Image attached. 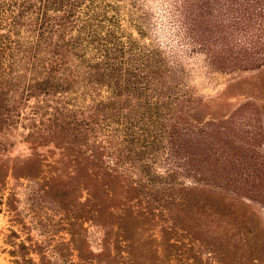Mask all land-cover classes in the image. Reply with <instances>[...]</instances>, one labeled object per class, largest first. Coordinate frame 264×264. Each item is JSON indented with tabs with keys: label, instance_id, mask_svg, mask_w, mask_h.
<instances>
[{
	"label": "trees",
	"instance_id": "16d2710c",
	"mask_svg": "<svg viewBox=\"0 0 264 264\" xmlns=\"http://www.w3.org/2000/svg\"><path fill=\"white\" fill-rule=\"evenodd\" d=\"M176 14L209 68L264 60V0H177ZM149 27L140 0H0V137L26 120L29 174L45 164L35 149L47 139L93 179L100 219L124 244L84 247V264H136L131 231L156 216L169 257L264 264V215L246 201L264 209V155L239 142L241 128L201 120L187 73L164 60ZM40 95L55 101L49 114L36 103L25 115Z\"/></svg>",
	"mask_w": 264,
	"mask_h": 264
},
{
	"label": "rangeland",
	"instance_id": "374dc122",
	"mask_svg": "<svg viewBox=\"0 0 264 264\" xmlns=\"http://www.w3.org/2000/svg\"><path fill=\"white\" fill-rule=\"evenodd\" d=\"M191 54L203 56L193 50V46ZM187 79L194 97L193 105H197L195 110L203 122L220 125L222 129L228 125L241 128L248 136L239 142L249 140L250 145L264 155V60L233 70L211 69L203 60V71L198 78L196 74L187 73ZM60 96L56 94L51 98ZM42 97L45 96L30 97L20 110L25 115L30 114L32 105L38 103L49 114L47 101L52 104L55 101L49 98L41 102ZM70 97L68 94L66 98ZM24 122V126L19 124L0 137L3 142L0 146V264H84V247L89 245L99 250L105 238L109 240L105 241L109 250L118 242L124 244L118 235V226L110 219L104 223L100 219L97 202L85 187L93 179L79 174L77 166L68 159L59 160L58 149L47 139L45 145L35 149L46 157L41 171L27 172L33 160L25 162L24 158L31 157L33 149L29 148L30 143L22 141L23 134L28 131V123ZM13 164L14 168H9ZM155 168L161 170L162 166ZM129 179L134 180L136 176L131 175ZM183 181L191 185L187 177ZM246 201L257 213L264 215L262 207ZM127 202L135 205L137 199ZM110 203L109 199L104 200L105 205ZM201 218L208 220L204 215ZM159 220L156 216L154 220L139 222L132 229L135 246L132 260L136 264H193L192 256L165 254ZM116 258L119 260L120 256ZM130 261L123 264H130Z\"/></svg>",
	"mask_w": 264,
	"mask_h": 264
},
{
	"label": "clouds",
	"instance_id": "9594fccd",
	"mask_svg": "<svg viewBox=\"0 0 264 264\" xmlns=\"http://www.w3.org/2000/svg\"><path fill=\"white\" fill-rule=\"evenodd\" d=\"M177 0H140L150 16L149 39L170 67L189 74L203 71V58L191 54L189 40L176 14Z\"/></svg>",
	"mask_w": 264,
	"mask_h": 264
}]
</instances>
